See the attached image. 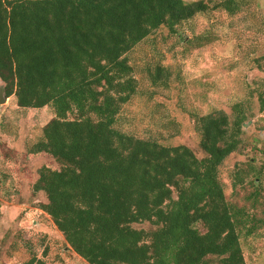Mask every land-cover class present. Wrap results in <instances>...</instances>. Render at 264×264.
Returning <instances> with one entry per match:
<instances>
[{
    "label": "trees",
    "instance_id": "16d2710c",
    "mask_svg": "<svg viewBox=\"0 0 264 264\" xmlns=\"http://www.w3.org/2000/svg\"><path fill=\"white\" fill-rule=\"evenodd\" d=\"M211 10L184 0H0V84L20 108L55 118L28 155L60 169L39 171L34 192L71 250L88 264H247L243 237L257 227L229 203L224 163L244 148L242 104L194 116L201 158L185 145L142 139L121 127L139 82L128 55L155 32L171 34ZM197 42H204L196 38ZM204 46V43H200ZM154 86H169L157 67ZM236 166L234 186L260 171ZM148 224L145 230L138 226ZM201 228H200V227Z\"/></svg>",
    "mask_w": 264,
    "mask_h": 264
},
{
    "label": "rangeland",
    "instance_id": "374dc122",
    "mask_svg": "<svg viewBox=\"0 0 264 264\" xmlns=\"http://www.w3.org/2000/svg\"><path fill=\"white\" fill-rule=\"evenodd\" d=\"M184 1H204L213 9L225 0ZM237 1L233 16L211 10L177 34L164 27L128 55L139 89L121 127L142 139L188 146L202 158L194 116L224 111L233 118L234 106L242 104L248 115L244 148L224 163L221 178L229 203L245 209L257 227L242 239L246 262L264 264V0ZM157 67L171 73L168 87L152 84ZM54 118L53 108L23 109L15 97L0 105V264H88L42 209L46 194L34 192L43 167L61 168L48 156L28 155ZM250 162L260 178L251 175L235 187L236 166Z\"/></svg>",
    "mask_w": 264,
    "mask_h": 264
},
{
    "label": "water",
    "instance_id": "95a60500",
    "mask_svg": "<svg viewBox=\"0 0 264 264\" xmlns=\"http://www.w3.org/2000/svg\"><path fill=\"white\" fill-rule=\"evenodd\" d=\"M7 103V98L5 96L4 88L0 86V105H4Z\"/></svg>",
    "mask_w": 264,
    "mask_h": 264
}]
</instances>
